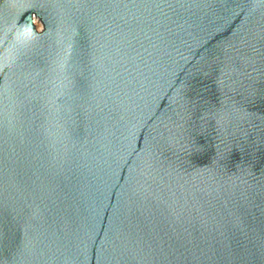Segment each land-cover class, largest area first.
<instances>
[{
    "label": "water",
    "instance_id": "1",
    "mask_svg": "<svg viewBox=\"0 0 264 264\" xmlns=\"http://www.w3.org/2000/svg\"><path fill=\"white\" fill-rule=\"evenodd\" d=\"M0 264H264V0H0Z\"/></svg>",
    "mask_w": 264,
    "mask_h": 264
},
{
    "label": "rangeland",
    "instance_id": "2",
    "mask_svg": "<svg viewBox=\"0 0 264 264\" xmlns=\"http://www.w3.org/2000/svg\"><path fill=\"white\" fill-rule=\"evenodd\" d=\"M41 23V22H40ZM39 26V29L42 27V23L40 24V25H38Z\"/></svg>",
    "mask_w": 264,
    "mask_h": 264
},
{
    "label": "bare ground",
    "instance_id": "3",
    "mask_svg": "<svg viewBox=\"0 0 264 264\" xmlns=\"http://www.w3.org/2000/svg\"><path fill=\"white\" fill-rule=\"evenodd\" d=\"M38 23V25H40L41 23L40 22H37Z\"/></svg>",
    "mask_w": 264,
    "mask_h": 264
}]
</instances>
